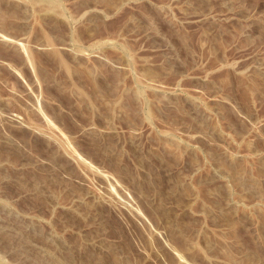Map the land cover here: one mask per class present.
<instances>
[{"label":"rangeland","instance_id":"rangeland-1","mask_svg":"<svg viewBox=\"0 0 264 264\" xmlns=\"http://www.w3.org/2000/svg\"><path fill=\"white\" fill-rule=\"evenodd\" d=\"M0 264H264V0H0Z\"/></svg>","mask_w":264,"mask_h":264}]
</instances>
